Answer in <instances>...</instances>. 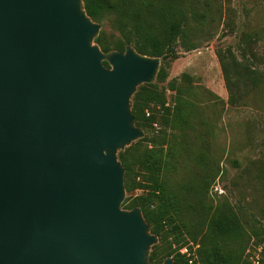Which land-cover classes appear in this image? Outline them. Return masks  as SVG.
I'll return each instance as SVG.
<instances>
[{
    "label": "water",
    "instance_id": "95a60500",
    "mask_svg": "<svg viewBox=\"0 0 264 264\" xmlns=\"http://www.w3.org/2000/svg\"><path fill=\"white\" fill-rule=\"evenodd\" d=\"M100 28L81 0H0V264H152L117 153L160 58L104 53Z\"/></svg>",
    "mask_w": 264,
    "mask_h": 264
},
{
    "label": "rangeland",
    "instance_id": "374dc122",
    "mask_svg": "<svg viewBox=\"0 0 264 264\" xmlns=\"http://www.w3.org/2000/svg\"><path fill=\"white\" fill-rule=\"evenodd\" d=\"M148 1L155 3L157 13V4L163 0ZM174 5L185 20L174 47L175 58L166 59L167 76L157 89L170 112L175 103L179 109L167 125L161 123L162 111L157 110L155 126L143 131L147 138L161 131L166 135L159 146L160 177L180 210V226L172 228L167 239L178 241L172 247L190 263L196 258L199 236L207 234V219L215 211L232 213L243 232V242L234 245L237 262L260 264L264 251L259 243L260 228H264V0H174ZM100 30L110 44L119 38L110 23ZM243 34L251 37L250 42L242 39ZM219 50H228L238 65L261 79L236 105L227 104L215 57ZM145 112L150 114L149 109ZM146 192L125 191L123 201Z\"/></svg>",
    "mask_w": 264,
    "mask_h": 264
},
{
    "label": "trees",
    "instance_id": "16d2710c",
    "mask_svg": "<svg viewBox=\"0 0 264 264\" xmlns=\"http://www.w3.org/2000/svg\"><path fill=\"white\" fill-rule=\"evenodd\" d=\"M85 14L91 21L110 23L119 38L110 44L99 30L94 43L106 53L108 51L122 52L126 45H130L140 55L159 57L160 64L155 81L137 87L131 98V114L136 127L143 131L151 128L157 120V110H161L158 117L163 125H167L172 114L179 109L176 103L172 112L165 107L164 96L157 89L166 76V59H174V47L181 36L185 16L174 5V0H163L157 4L148 0H81ZM242 39L250 42L251 37L243 34ZM225 89L227 104L236 105L254 90L261 82L255 71L246 66L238 65L228 50L215 52ZM165 62V63H164ZM107 66L105 62L102 63ZM172 89V86H170ZM150 114L145 116V110ZM166 139L164 131L154 137H142L131 143L124 150L117 153L123 173L124 191L135 189L146 190L145 195L132 199L128 203L123 201V209L138 207L144 221L149 225L150 233L157 237V243L150 249L148 260L152 264H159L166 257H171L174 264H246L237 262L234 245L243 242V232L237 218L232 213L214 212L207 219L206 233L199 236L195 249V257L190 259L180 254L178 248L172 247L178 241H168L172 228L179 225L180 210L175 197L166 193L160 169L163 163L160 145ZM150 143V148L142 143ZM154 205L152 206V203ZM152 206V207H151ZM179 222V223H178ZM259 243L264 246V228H260ZM190 252V250H189ZM236 260V261H235ZM240 262V263H239ZM264 264V251L260 260Z\"/></svg>",
    "mask_w": 264,
    "mask_h": 264
},
{
    "label": "built area",
    "instance_id": "2783aa9c",
    "mask_svg": "<svg viewBox=\"0 0 264 264\" xmlns=\"http://www.w3.org/2000/svg\"><path fill=\"white\" fill-rule=\"evenodd\" d=\"M145 116H148V112H145ZM153 126H155V124H153Z\"/></svg>",
    "mask_w": 264,
    "mask_h": 264
}]
</instances>
